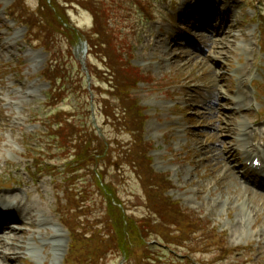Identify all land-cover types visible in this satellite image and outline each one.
Returning <instances> with one entry per match:
<instances>
[{"label":"rangeland","instance_id":"374dc122","mask_svg":"<svg viewBox=\"0 0 264 264\" xmlns=\"http://www.w3.org/2000/svg\"><path fill=\"white\" fill-rule=\"evenodd\" d=\"M137 1L0 0V185L10 182L14 185L13 190L0 189V196L17 195L22 201L23 215L26 218L32 217L33 221L36 220L34 229L29 230L27 226H21L18 231L24 232L21 239L23 245H32L31 242L34 240V243L40 246L41 239L44 238L41 251L52 246L53 251L60 253L57 260L51 251L52 248L49 247L41 256L31 259L25 255L21 261H15V264H63L67 255L69 233L60 225L59 216V206H65L67 195H63L62 191L57 189L62 178L38 179L31 174L37 172L31 159L36 157L34 155L42 147L39 143L42 141L40 136L46 134L44 125L50 111L44 107L53 89L49 83L41 79V74L49 71L47 68L52 62L54 66H60L68 76L65 86L61 84L64 89H78V84L81 83L78 74L83 76L81 73L83 72L86 76L89 71L87 69L85 72L79 60L70 58V53H73L79 38L82 40L89 38L91 47L99 43L98 36L94 35L97 27L94 30L95 17L92 13L93 8L99 9L102 4L109 13L106 22L109 20L111 27L116 29L114 34L116 40L96 49L98 54L90 55L92 67L95 69L93 72L96 84L99 86L98 89H112L117 94L123 92L121 91L123 85L129 86L127 90L129 93L126 96L123 94L122 100L104 101L101 91L94 95L89 89L90 85L82 86L84 93L71 91L61 107L74 113L78 117L77 120L86 123L88 128L93 125L94 136L96 135L99 140L118 139L127 149L133 148L131 134L126 130L117 132L112 124L113 118L106 120L104 107L107 106L113 112L125 111L126 119L136 117V114L140 113V108L146 109L144 112L147 118L144 119L141 138L145 148L150 147L146 145L148 142L152 144L150 156L153 158L154 170L164 174L172 182L174 188L169 195L174 200L181 201L183 208L192 210L207 221L206 224L210 223L209 228L215 232L212 241H202L201 244L194 246L189 242L188 246L192 248L186 252L193 256V260L203 264H263L264 197L255 191L256 198L250 203H243V200L237 198V195L243 194L241 188L237 186V177L230 176L232 180L229 183L221 169L223 158H229L226 147L228 144L232 146L235 144L234 139L239 133L238 124L242 122L249 126L250 123L259 122L260 125H264V121L261 122L264 120V52L259 48L261 39V45L264 47V36H260V30L264 32V0H214L216 4L213 9L217 16L228 18L224 21V30L218 33L213 31V28L205 27L204 30L196 31L191 40L196 41L207 32L206 44L201 40L191 49H186L181 39H186L192 31L188 30L187 33L182 31L179 36V30L187 28L193 14L188 12L189 16H185L183 20H179L176 15L183 3L194 6L202 1L203 6H208L206 0H149L154 8L152 18L142 15L141 10L137 8ZM175 1L178 2L177 5ZM53 6L56 13L61 14L58 22L54 18L56 23L47 13ZM259 6L262 15L260 28L257 19L260 14ZM168 9L175 17L168 15ZM11 11L17 14L15 17L23 18L28 25L34 26L36 22L41 24L42 27L37 30L36 37L29 36L25 28L18 27L13 20L6 17ZM59 21L68 26V33L65 26L58 28ZM191 21L188 24L190 28L191 24L196 25L197 22L193 19ZM207 22L210 20L207 19ZM44 26L49 27L51 33L48 34ZM214 28L217 29L216 26ZM29 39L32 46L27 43ZM42 44H46L49 50L44 49ZM205 47L206 54L199 53L202 51L201 48ZM115 49L129 54L130 64L126 63V59L119 61ZM250 49L254 51L253 55L250 54ZM214 56H221V60H215ZM108 57H113L114 60ZM247 65L248 76L244 87L258 70L261 75L258 86L259 100L263 105L262 116L256 115L257 113L248 115L249 110H243L238 115L225 109L230 107L229 97L241 91L238 78ZM106 66L111 67L114 75L109 73L110 76L106 77L105 81L99 72ZM241 68L242 70L236 74V70ZM88 84H92L91 81ZM209 91L213 95L209 97L212 102L206 103ZM244 97L246 95L239 96L242 99ZM92 103L95 107H92ZM135 104L136 113L131 109ZM228 118L229 125L233 126L226 127L227 125L222 122ZM138 123L141 124V121L138 120ZM42 139L46 141L45 137ZM129 144L132 146H128ZM124 150L126 149L123 148ZM53 153L58 157L60 152ZM219 153L222 155L218 164L216 159ZM44 156L48 157L46 154ZM54 161L57 164L59 158H55ZM232 164L235 166L234 160ZM241 164L242 162L236 163L237 166ZM127 172V169L119 173L115 169L111 170L110 178L107 177V180L114 183L120 198L128 204L127 207L130 208L128 213L141 217L147 208L142 203V192L136 176H131ZM227 185L231 187L230 190L227 189ZM19 193L23 195L26 193L28 197L24 198ZM96 194L99 195V192ZM99 204L98 201V205L95 206L98 207ZM97 212H91L94 214L92 219H97L95 216ZM55 231L60 234L58 232L54 234ZM172 231L165 229V237L167 238ZM59 235L63 239L62 248ZM214 243L215 245L224 243L223 247L231 248L251 247L249 254L252 260L246 263L245 256L248 254L244 252L243 255L231 258L227 262L213 263L214 258L221 252L219 249L215 254L214 251L208 253V248ZM180 244L187 247L182 240ZM25 252L27 254V248H24L18 257ZM31 255H34V248ZM178 255L179 258L185 254ZM166 259V263L171 264L170 257L167 256ZM6 264L14 263L11 261ZM109 264L122 262L112 260Z\"/></svg>","mask_w":264,"mask_h":264},{"label":"trees","instance_id":"16d2710c","mask_svg":"<svg viewBox=\"0 0 264 264\" xmlns=\"http://www.w3.org/2000/svg\"><path fill=\"white\" fill-rule=\"evenodd\" d=\"M54 8V6L50 8V12L47 13H49L51 19L56 23L57 19L60 20L61 14H57L60 12L56 13ZM92 14L95 17L94 30H96V27L97 30L100 29V31L96 30L94 33L96 37L98 36L99 43L96 45L93 44V46L96 47L95 49H99L102 48L104 44H110L113 40H116L114 36V34H116V29L111 27V24L108 23L109 20L106 22L109 13L104 4H102L99 9L98 7L93 8ZM62 20L65 21V18L62 17ZM59 23L60 25L57 24L58 28H60V26L63 27V23L60 21ZM99 24H102L101 27H98ZM44 29L48 34L51 33L49 27L44 26ZM65 29L68 33L69 29ZM62 31L66 32L65 30ZM127 55L125 51L120 50L117 51L116 56L118 60L120 59L119 61H121L126 59ZM108 58L111 60L113 59V57ZM126 63H128V61ZM127 88L128 86H122L121 91L123 92L119 94L120 98L122 97V93H124L125 96L128 95ZM137 107L139 106L137 105ZM104 109L106 120H109L108 118H113L116 126H124V128L131 131L133 129V148L128 149V151H122L123 156L118 154L116 157L115 152L113 153V150L109 149L111 144L99 142L97 137H92L90 133L85 132L83 129H79V126L75 125L74 122L57 124V128L59 129L55 132L59 151H64L66 154L74 151L75 162H78L79 166L81 165L87 168V174L93 175L92 177L103 196V201L100 204L103 213L97 222L101 224L100 236H98L99 234L97 232H91L94 235L90 239H85L83 236H86V232L91 228L89 226L91 223H89L88 220L91 207L85 205L87 203L86 201L83 203V209H80L77 205L73 206L72 202H69L70 211H76L74 216H77V220H79L77 223L79 226L83 227V234H77L76 231L72 232L74 238L77 242L88 241L91 244L95 243L93 247H89V243H87L88 245L85 243V262L88 261L89 264H94L95 260L103 259L112 253L118 254L119 256L124 255L126 258L130 259L136 258L139 256L140 250L147 248L145 241L150 240V237L152 235L154 236L153 233L159 234L155 231L156 228L160 232L165 229L175 231L176 233L172 234V238H182L183 241L190 240L195 230L196 234L201 230V224L193 220L192 215L181 210L176 204L172 203L170 199L165 197L164 193L169 189L170 183L166 179L164 180L160 176L154 174L149 167V163H147L148 161L144 155L146 152L145 146L141 145L143 118L140 117V113H137L136 117L132 118V121H129L123 117L119 118L120 115L126 116L124 111H121L122 113L117 115V113L109 110L107 106L104 107ZM131 109L136 113V104L132 105ZM140 118H142V120ZM138 120L141 121V124L138 123ZM63 156L67 157L68 155L64 154ZM124 165L132 168L144 187L146 194L145 200L148 201V211L144 214V218L138 219L135 218L133 214L129 215L127 205L118 197L115 187L112 183L106 181L110 169H114V167H123ZM96 174L100 176L98 178L94 177ZM69 176L75 180V177L72 176V172H69ZM65 188L70 191L69 187ZM154 225H157V227H154ZM195 225L197 226L194 228L193 226ZM177 233H180L182 236L178 238L176 235ZM103 236L104 239L106 238L105 240H103ZM167 239L171 240V238Z\"/></svg>","mask_w":264,"mask_h":264},{"label":"bare ground","instance_id":"6f19581e","mask_svg":"<svg viewBox=\"0 0 264 264\" xmlns=\"http://www.w3.org/2000/svg\"><path fill=\"white\" fill-rule=\"evenodd\" d=\"M187 4H183V7L181 8L180 10V13H184L185 9L189 8V6H187ZM193 19V18H192ZM195 20V19H193ZM212 20L213 22L211 21V25H208V26H199V28H196V31H201V30H204L205 27H209V28H212L213 27V24L217 25L216 24V21L218 20L216 15H213L212 17ZM225 19H221V23L220 24H224L225 22ZM192 22V21H191ZM227 22V21H226ZM198 23V22H196ZM202 23V22H201ZM192 25V26H191ZM189 26H191V28H194L195 29V24H191ZM188 26V25H187ZM211 30V29H210ZM221 27L218 29V31L220 32ZM214 31V30H213ZM212 31V33H213ZM217 31V32H218ZM218 32V33H219ZM199 32H197L198 34ZM214 35V34H213ZM226 34L224 33L223 36H225ZM199 36V35H198ZM210 36V35H209ZM229 36V34H228ZM213 37V36H212ZM218 37V36H217ZM227 37V36H226ZM210 37H208L209 39ZM194 39V38H193ZM211 39V38H210ZM225 39V38H224ZM223 39V40H224ZM195 40V39H194ZM197 40V39H196ZM222 40V41H223ZM193 41V40H192ZM214 41V40H213ZM218 42V41H216ZM229 42V41H228ZM219 43V42H218ZM209 44V43H208ZM213 44V43H212ZM226 44V43H225ZM230 44V43H229ZM227 46V45H225ZM224 46V47H225ZM85 48V47H84ZM83 48V46H80L79 47V57L81 59H83L85 56H86V50ZM214 48V47H213ZM223 48V47H222ZM249 49V48H248ZM211 50V49H210ZM248 51V50H247ZM216 54V53H214ZM222 54V53H221ZM83 55H85L83 57ZM223 56V55H222ZM227 56V55H226ZM215 57V56H214ZM224 59V58H223ZM215 60H221V56L220 57H215ZM219 63V62H218ZM218 94V93H217ZM216 94V96H217ZM213 96V95H212ZM218 97V96H217ZM243 99L242 98H239L236 97L235 98V101L237 102V109H240L242 107V101ZM239 134V133H238ZM247 136H245L244 138H246ZM240 138L241 135H240ZM226 144H224L225 146ZM240 147L242 148H246L247 146L243 144L240 145ZM225 148V147H224ZM226 150H227V147H226ZM228 151V150H227ZM221 153H219L217 155V161H218V164L221 160ZM223 162V166H222V171H223V176L225 177V179L230 183V181L232 180L230 178L233 177H237V184H238V181L241 179L243 181V183L245 184H248L245 180L242 179V177H239L238 175V170H236L234 167H231V162H230V157L229 158H223L222 160ZM227 177V178H226ZM236 183V182H235ZM234 184V183H233ZM235 185V184H234ZM238 187H240V185L238 184L237 185ZM237 186H233L235 188V190H237ZM230 186L227 185V189L230 190ZM241 188V187H240ZM236 192V191H235ZM243 194H239L237 195V198H240L241 200H245L244 202H252L254 198H256L255 194L253 193V191L250 190V188L248 186L245 187L244 191H242ZM27 197V196H26ZM13 205V206H11ZM232 205V204H231ZM13 207V208H11ZM0 208H2V217H1V220L5 223H3V226L0 227V259H3L7 262H11L13 261V259L10 260L11 257L13 256H16L18 257L20 254H21V251L24 250V248H27L28 252H30L32 254V250H33V247L31 244H29L28 246L26 245H23L22 244V241L21 239L23 238V234L24 232L21 231V232H18L19 230H15V229H12L10 228V225H8L9 223H6V222H9V221H12L14 222L15 224H18L20 226H27L28 229H34L36 224V220L33 221V218L32 217H29V218H26L24 215H23V210H22V201L20 199V197H18L17 195H12V196H9V195H5V196H0ZM254 209V207H253ZM255 212V209L253 211V213ZM257 213V212H256ZM252 219H254L252 217ZM27 220V221H26ZM240 221V219H239ZM238 221V222H239ZM254 222V221H253ZM240 224V223H239ZM39 228H42V227H39ZM55 238V236H53V239ZM46 240V239H45ZM52 242H54L52 240ZM32 243V242H31ZM42 243H44V241H42ZM43 245V244H42ZM47 245L45 244L44 247H46ZM42 249H43V246H42ZM41 249V250H42ZM46 249V248H45ZM36 250L34 249V255L36 257L37 255V251L35 252ZM27 252V253H28ZM43 252V251H42ZM26 253V252H25ZM24 253V254H25ZM22 256V255H21Z\"/></svg>","mask_w":264,"mask_h":264}]
</instances>
